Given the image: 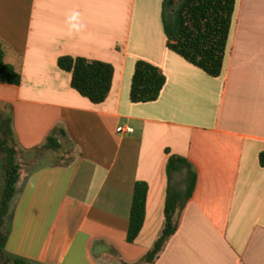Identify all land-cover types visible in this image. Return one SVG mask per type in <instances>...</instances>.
I'll use <instances>...</instances> for the list:
<instances>
[{
	"label": "crops",
	"instance_id": "1",
	"mask_svg": "<svg viewBox=\"0 0 264 264\" xmlns=\"http://www.w3.org/2000/svg\"><path fill=\"white\" fill-rule=\"evenodd\" d=\"M164 0H0V41L19 85L0 82V139L21 166L6 251L30 264H145L160 235L167 163L196 174L176 233L153 264H264V0H237L223 70L213 78L167 45ZM114 68L93 104L60 57ZM163 73L132 103L137 61ZM131 127L134 132H118ZM56 133L57 151L44 150ZM5 166L0 156V190ZM145 221L127 241L134 186Z\"/></svg>",
	"mask_w": 264,
	"mask_h": 264
},
{
	"label": "trees",
	"instance_id": "2",
	"mask_svg": "<svg viewBox=\"0 0 264 264\" xmlns=\"http://www.w3.org/2000/svg\"><path fill=\"white\" fill-rule=\"evenodd\" d=\"M236 2L237 0H164L162 19L168 48L210 77H219L228 48ZM58 66L71 74V87L82 97L93 104H101L107 99L114 77L112 65L64 56L59 58ZM0 82L11 85H19L21 82V74L5 61V46L1 41ZM165 82L166 78L159 68L145 61H137L131 83V102L137 104L156 101ZM42 148L53 151L61 148L56 133L47 137ZM16 155L9 139L1 138L0 156L5 174L0 190V264H30L6 251L21 178V166ZM260 163L264 166V154L260 155ZM167 176L165 221L160 235L143 258L145 264H153L176 233L180 211L191 198L195 187L196 174L182 157L169 158ZM147 192L146 182H136L127 232L129 243H133L142 230Z\"/></svg>",
	"mask_w": 264,
	"mask_h": 264
},
{
	"label": "built area",
	"instance_id": "3",
	"mask_svg": "<svg viewBox=\"0 0 264 264\" xmlns=\"http://www.w3.org/2000/svg\"><path fill=\"white\" fill-rule=\"evenodd\" d=\"M117 131L118 132H123V133H126V134H130V133L134 132L133 128H131V127H119L117 129Z\"/></svg>",
	"mask_w": 264,
	"mask_h": 264
}]
</instances>
